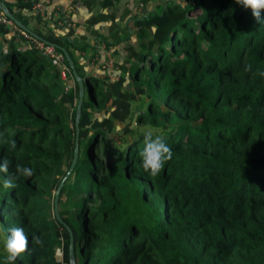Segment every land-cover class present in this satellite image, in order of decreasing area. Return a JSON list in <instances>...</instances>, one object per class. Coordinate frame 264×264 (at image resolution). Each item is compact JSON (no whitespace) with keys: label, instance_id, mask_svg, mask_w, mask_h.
I'll return each instance as SVG.
<instances>
[{"label":"trees","instance_id":"trees-1","mask_svg":"<svg viewBox=\"0 0 264 264\" xmlns=\"http://www.w3.org/2000/svg\"><path fill=\"white\" fill-rule=\"evenodd\" d=\"M2 1L63 58L53 63L0 25V162L10 161L8 173H0V264L12 227L29 238L15 264H264V77L257 74L264 71V25L251 9L235 0L167 1L131 17L134 35L125 26L123 35L115 29L111 40H97L110 49L137 37L136 46L125 44L112 90L74 55L86 50L85 42L29 27L24 13L36 0ZM106 12L87 19L88 32L113 20ZM74 72L84 87L78 129ZM132 92L139 110L134 126ZM109 102L114 107L103 123L95 115ZM146 132L162 136L173 151L156 176L143 170L138 155ZM76 135V163L58 200L60 222L53 192L71 165ZM9 138L14 150L4 143ZM16 164L33 176L16 178ZM6 177L15 188L3 187ZM34 235L43 246L33 244Z\"/></svg>","mask_w":264,"mask_h":264},{"label":"crops","instance_id":"crops-1","mask_svg":"<svg viewBox=\"0 0 264 264\" xmlns=\"http://www.w3.org/2000/svg\"><path fill=\"white\" fill-rule=\"evenodd\" d=\"M9 3L14 2V0H6ZM33 1V0H32ZM37 1V0H36ZM111 1V5L106 8H103V4ZM120 1V0H119ZM126 2L125 11H119L120 14H116L115 16V1L114 0H50V2L46 5L45 16L39 17L32 10L26 11L24 14L29 17V27L35 29L36 27H42L44 23L47 25L50 24L49 16H52L55 12L59 14L67 15L73 23H75V28H73L71 32H64L63 30L60 33H70V37L78 38L81 41L85 42L87 45L98 40L99 36H104L107 39L111 40L113 38L114 30L117 29L118 37L123 35V27L127 26L128 30L133 32V28L129 26L132 25L131 17L133 16H141L145 14V12H149L155 10L157 5L160 3L163 4L167 1H178V0H123ZM181 2V1H178ZM113 15V20H104L96 23L92 28H90L89 32L86 29V21L88 18L96 16L98 13L106 12ZM107 13V12H106ZM107 13V14H108ZM38 19L41 23H38ZM119 21L121 22L119 24ZM123 22V24H122ZM101 28V30H100ZM131 29V30H130ZM127 32V30H126ZM80 34L81 38L77 35ZM116 35V34H115ZM84 36V38L82 37ZM97 38V39H96ZM99 41L95 43L98 45ZM121 44H124L121 42ZM120 44L114 46L110 49H106L103 46V49L107 51V54L111 55L108 64H110L109 68L113 70L112 79L116 80L121 74L120 62L124 60V49L125 46H121ZM90 49V47H87ZM77 56H80L79 54ZM118 56V57H117ZM117 57V59H116ZM81 60V59H78ZM80 62V61H79Z\"/></svg>","mask_w":264,"mask_h":264},{"label":"clouds","instance_id":"clouds-1","mask_svg":"<svg viewBox=\"0 0 264 264\" xmlns=\"http://www.w3.org/2000/svg\"><path fill=\"white\" fill-rule=\"evenodd\" d=\"M237 5L242 6L245 9H251L252 16L256 22L260 25H264V19L261 18V12L264 11V0H235ZM185 4H187L185 0ZM245 71H252V65H246ZM257 74L264 77V71L257 70ZM9 146V150H14L17 146L14 138L5 140ZM144 147L139 151L141 167L143 170L151 176H156L165 163L172 159L173 151L168 146L164 138L160 135H153L152 132H146L143 136ZM10 167V161L5 157L0 162V173H8ZM16 178L19 176L31 177L34 174V170L20 164L15 166ZM3 187L15 188L11 177L3 178ZM8 235L4 240V252L6 253V264H15L17 258L28 250L29 238L25 234L24 229L21 227H12L7 230ZM34 245L43 246V240L38 236L32 237Z\"/></svg>","mask_w":264,"mask_h":264},{"label":"rangeland","instance_id":"rangeland-1","mask_svg":"<svg viewBox=\"0 0 264 264\" xmlns=\"http://www.w3.org/2000/svg\"><path fill=\"white\" fill-rule=\"evenodd\" d=\"M114 1H115L114 5H115V16H116V14L117 15L120 14L119 13L120 10L121 11H125L126 10V8H125L126 2H124L123 0H120V1L119 0H114ZM178 1L184 2L185 0H178ZM37 22L41 23L39 21H37ZM120 23L121 22L119 21V24ZM122 24H123V22H122ZM47 27H49V28L52 27L51 22L48 25L46 23H44L43 29H48ZM124 28H125V26L122 29H124ZM100 30H101V28H100ZM136 31L137 30L134 27L133 28V32L135 33ZM77 35L81 38L80 34H77ZM130 38L131 39H130L129 42L127 41L124 44H122L121 46H125L126 43H132L133 45L136 46L137 37L130 34ZM95 43L96 42H93V40H92V44H90V43L88 44V47H90V49L86 48V50H84L83 52H80V53L77 51L79 53V55H80L79 59H81V60H78V61L81 62L82 67H83V69L85 71H87L89 73H92V75L95 74L97 77H100L101 79H104L106 82L109 83L110 88L112 90H114L115 88H114L113 84H111V82L114 81V78L112 79L113 70L109 68L110 64H108L109 59L111 58V55L110 54L108 55L107 51L105 49H103L104 45L101 42H99L98 45H96ZM121 46H119V47H121ZM77 52L74 53L75 56L78 55ZM117 57H116V59H117ZM59 75H61V77L63 75V72H61V70L59 72ZM128 80H129V78H128ZM126 82H128V81H126ZM126 82H125L124 85L127 86ZM72 85H73L72 81H67L66 87L67 86H72ZM130 97H131V102H130L131 103L130 104L131 105V109H132V112H134L133 116H132V124H131V126L132 125L134 126L136 124L135 123V117H136V114L139 111V110H136V105L138 103L137 100H136L137 99L136 92H132ZM85 105H87V104H85ZM113 107H114V105L111 102H109L107 104L106 108L100 114L95 115V116H97L103 123H106L108 121L109 113H110L111 109H113ZM116 129L117 130L120 129V126L118 124L116 125ZM53 194H54V192H53ZM2 237L3 236L0 234V242L1 241L3 242Z\"/></svg>","mask_w":264,"mask_h":264},{"label":"built area","instance_id":"built-area-1","mask_svg":"<svg viewBox=\"0 0 264 264\" xmlns=\"http://www.w3.org/2000/svg\"><path fill=\"white\" fill-rule=\"evenodd\" d=\"M50 2V0H37L34 2L31 10L39 17L45 16V9L46 5ZM50 22L52 24L51 29L55 32H64L70 31V29L75 28V23H73L70 18L63 14L60 15L59 13H54L52 16H49ZM0 25L10 28L11 32L18 33L26 38L28 41L34 44L35 48L42 51L45 55L51 57L53 63H60L62 60V54L56 52L54 46L51 44H46L43 41H40L32 34L27 32L25 29L21 28L19 25L16 24L12 19H10L3 10L0 9ZM63 72V71H61ZM65 76L63 73L62 78Z\"/></svg>","mask_w":264,"mask_h":264},{"label":"water","instance_id":"water-1","mask_svg":"<svg viewBox=\"0 0 264 264\" xmlns=\"http://www.w3.org/2000/svg\"><path fill=\"white\" fill-rule=\"evenodd\" d=\"M0 9L3 10L5 12V14L10 19H12L14 22H16L17 25H19L23 29H26V27L24 25H22L17 20V18L11 13V11L7 8L6 4L2 0H0ZM30 33L32 35H34V33L32 31H30ZM65 55L70 60V57H69L67 52H65ZM70 63L72 65L71 61H70ZM74 75H75V78H76L78 86H79V94H78L77 107H76V118H75V124H76V127L78 129V122H79V118H80V114H81V108H82L83 97H84V87H83V79H82V77H80L76 72H74ZM77 155H78V140H77V135H76L75 147H74V153H73V159H72L71 165H70L67 173L65 174V176L61 179L60 183L58 184V186H57V188H56V190L54 192L53 210H54L56 218L60 222H62V220H61V217H60V214H59V211H58L59 195H60V192H61V189L63 187V184H64L65 180L70 175V173L72 172V170H73V168L75 166ZM69 233H70L69 257H70L71 260H73L74 259V254H73V236H72L71 231Z\"/></svg>","mask_w":264,"mask_h":264}]
</instances>
